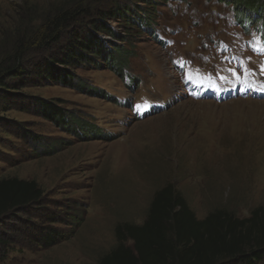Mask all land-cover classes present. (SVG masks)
<instances>
[{
    "label": "rangeland",
    "instance_id": "374dc122",
    "mask_svg": "<svg viewBox=\"0 0 264 264\" xmlns=\"http://www.w3.org/2000/svg\"><path fill=\"white\" fill-rule=\"evenodd\" d=\"M234 7L0 0V68L22 51L24 70L0 85V180H36L44 191L0 219V264H99L116 226L142 224L168 183L199 219L215 210L244 219L264 206V27L237 22ZM149 14L152 25L142 24ZM92 34L106 59L62 63L74 83L40 73ZM119 47L130 53L121 72L110 63ZM46 101L62 121L44 117ZM49 231L59 234L47 246Z\"/></svg>",
    "mask_w": 264,
    "mask_h": 264
},
{
    "label": "trees",
    "instance_id": "16d2710c",
    "mask_svg": "<svg viewBox=\"0 0 264 264\" xmlns=\"http://www.w3.org/2000/svg\"><path fill=\"white\" fill-rule=\"evenodd\" d=\"M231 1L235 4L237 22H261L264 27V0ZM67 14L59 21L65 22L69 18ZM151 18L149 14L140 19L142 24L151 26ZM59 21L54 25L58 26ZM98 27L107 28L102 23ZM57 35L51 36L57 40ZM121 48L115 50L116 55L110 54V63L118 72L130 65V53ZM91 52H97L105 59L109 56L99 38L92 34L84 40H72L63 57L53 58L40 73L51 80L71 83L75 76L62 63L89 61L94 57ZM22 53L19 51L13 57L12 64L0 68V85L6 86L7 77L13 78L24 71ZM123 79L126 81V74ZM96 89L94 85L88 87V90ZM41 105L46 119L62 121L64 112L56 104L46 101ZM82 131L87 129L83 127ZM154 194L142 224L124 222L116 226L117 244L99 264H256L264 259V206L253 209L252 215L244 219L227 210H215L199 219L172 183ZM43 195L36 180L17 177L0 180V219L16 208L41 200ZM58 234L47 232V236H43L44 243L47 246L55 244Z\"/></svg>",
    "mask_w": 264,
    "mask_h": 264
},
{
    "label": "snow or ice",
    "instance_id": "6c2138e0",
    "mask_svg": "<svg viewBox=\"0 0 264 264\" xmlns=\"http://www.w3.org/2000/svg\"><path fill=\"white\" fill-rule=\"evenodd\" d=\"M259 50H260V51H264V48H261V49H259ZM262 70H264V69H262ZM136 107H137V109H139L140 106L137 105Z\"/></svg>",
    "mask_w": 264,
    "mask_h": 264
}]
</instances>
